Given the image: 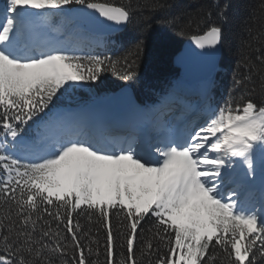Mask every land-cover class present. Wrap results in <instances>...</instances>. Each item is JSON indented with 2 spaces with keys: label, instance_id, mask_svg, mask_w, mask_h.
<instances>
[{
  "label": "snow or ice",
  "instance_id": "obj_1",
  "mask_svg": "<svg viewBox=\"0 0 264 264\" xmlns=\"http://www.w3.org/2000/svg\"><path fill=\"white\" fill-rule=\"evenodd\" d=\"M73 4L116 23L131 15L124 6L94 0H6L0 16V126L13 140L66 84L96 80L119 63L108 56L75 55L50 41L36 43L28 10ZM222 39V27L215 24L192 36L201 48H214ZM258 59L264 63V56ZM128 69L125 79L135 76L132 65ZM53 127L59 122L45 123L30 143L21 140L33 162L0 145V264H99L101 230L104 264H143L144 256L153 264L154 239L167 248L155 264L264 260V217L239 200L254 187L249 176L257 167L264 172V105L230 98L182 143L162 129L159 146L139 150L134 139H114L106 146L81 130L53 134ZM233 158L246 168L226 170ZM149 215L156 218L154 231L149 229L153 235L140 245L138 257V229ZM113 217L123 229L119 247L126 252L117 253ZM94 224L99 227L93 229ZM93 253L97 260L91 259Z\"/></svg>",
  "mask_w": 264,
  "mask_h": 264
},
{
  "label": "trees",
  "instance_id": "obj_2",
  "mask_svg": "<svg viewBox=\"0 0 264 264\" xmlns=\"http://www.w3.org/2000/svg\"><path fill=\"white\" fill-rule=\"evenodd\" d=\"M94 2L128 8L131 13L130 22L124 32L110 37L91 34L83 28L76 29V23L68 18L67 10L77 4L66 6L61 10L43 11L46 26L54 36L62 40L63 46L71 50L72 54L108 56L118 60L119 63L115 66V70L110 68L102 72L96 80L69 82L61 88L48 109L28 124L22 125L21 133L30 137L31 142L36 139L37 133L43 130L44 124L52 119L58 108L63 105L92 104L96 110H99L98 98L110 96L125 84L134 87L139 101L147 108L159 102L164 96H180V90L185 84L180 79L182 73L174 65V55L187 38L203 34L212 24L222 27L223 54L221 68L209 100L211 114L224 107L230 98L239 103L252 99L258 105H264V63L258 59L264 56L262 0H94ZM225 5L227 8L221 15V9H224ZM0 7H6V0H1ZM76 34H83L89 40L101 42L106 49L95 46L94 48L98 49L93 52L87 47L91 45L88 40H85L84 46L80 47L75 43ZM129 64L132 65L131 70L135 72V76L125 79ZM17 141L0 126V145L6 147L9 154H12L10 150L18 148ZM3 175V170L0 169V176ZM81 222L84 223L83 218ZM155 222L156 218L149 215L139 226L136 242L138 257L140 245L153 235L149 229H153ZM113 225L118 238L117 253L126 252V249L119 247L122 239L119 231L123 229H117L115 217H113ZM96 227L99 225L94 224L93 229ZM95 234L94 231L93 235ZM104 235L101 230L98 236L99 264H104L105 260ZM153 244L154 255L151 259L155 264L156 255L166 254L167 248L164 247L163 242L157 244L155 239ZM157 247L158 253H156ZM119 258L117 256V259ZM91 259L97 260L95 253L92 254ZM148 260L149 257L144 256L143 264H148ZM257 261L258 264H264V260L259 257ZM216 264L220 262L217 261Z\"/></svg>",
  "mask_w": 264,
  "mask_h": 264
},
{
  "label": "water",
  "instance_id": "obj_3",
  "mask_svg": "<svg viewBox=\"0 0 264 264\" xmlns=\"http://www.w3.org/2000/svg\"><path fill=\"white\" fill-rule=\"evenodd\" d=\"M68 15L73 19L85 20L89 25L87 27L92 29L90 26H94L100 32L115 33L123 30L127 25V22L116 23L107 20L97 11L82 5L70 9ZM222 54V41L214 48H201L191 36L183 42L181 49L174 55V65L183 72L184 81L192 84L211 77L220 65ZM112 96L119 107H126L134 99V91L131 86L124 85Z\"/></svg>",
  "mask_w": 264,
  "mask_h": 264
},
{
  "label": "rangeland",
  "instance_id": "obj_4",
  "mask_svg": "<svg viewBox=\"0 0 264 264\" xmlns=\"http://www.w3.org/2000/svg\"><path fill=\"white\" fill-rule=\"evenodd\" d=\"M75 110H78V109H73L71 114H66L64 112V109L63 110H59L56 113V115L54 116L52 122H54V121L59 122L60 127L59 128H57V127L51 128V133L55 134L56 132H58V131H60L61 129H64V128L71 129V126L73 125L74 120H75V118L73 117V114L75 113ZM85 110H86V114H85V116L83 118H87V114H88V111H89L88 108H85ZM163 114H165V113H162V115ZM131 117L136 118L135 122L139 123V122L143 121L146 118V115H145V113H139L138 116H131ZM178 118H179V116L175 115L174 112L167 114V116L163 115V117L160 120V122L156 123V127H158L159 130H162V128L166 129L170 139L175 140L177 142H180L182 140L181 136L184 133H186L187 136H188L190 133H194L196 128H195L194 124H189L187 128H184L186 122H179ZM203 126H205V125H202L200 127H203ZM74 129H79V127H75ZM20 153H21L20 154L21 156H27L28 157V155L25 152H20ZM29 158L31 160H33V156L31 154H30ZM233 165H234V162H231L230 167L226 168V170L230 171L232 169ZM225 195H227V192H225ZM249 198L250 197H247V199L245 200L244 196H240L239 200L244 202L245 206L248 207ZM262 201H263L262 197H260L258 202H262ZM258 211L260 212V207L257 209V212ZM259 216L263 217L264 214H262L260 212Z\"/></svg>",
  "mask_w": 264,
  "mask_h": 264
}]
</instances>
